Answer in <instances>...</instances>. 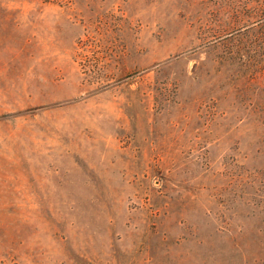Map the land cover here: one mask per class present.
<instances>
[{
    "label": "rangeland",
    "instance_id": "obj_1",
    "mask_svg": "<svg viewBox=\"0 0 264 264\" xmlns=\"http://www.w3.org/2000/svg\"><path fill=\"white\" fill-rule=\"evenodd\" d=\"M240 5L0 0V264H264Z\"/></svg>",
    "mask_w": 264,
    "mask_h": 264
},
{
    "label": "trees",
    "instance_id": "obj_2",
    "mask_svg": "<svg viewBox=\"0 0 264 264\" xmlns=\"http://www.w3.org/2000/svg\"><path fill=\"white\" fill-rule=\"evenodd\" d=\"M241 8H248L252 10V12L258 16L256 19H260L259 17H263L264 15H261L264 13V0H241ZM257 23H263L264 24V18L262 20H259ZM259 36V35H256ZM257 41L261 43L262 48L264 49V32L261 31L260 37H257Z\"/></svg>",
    "mask_w": 264,
    "mask_h": 264
}]
</instances>
